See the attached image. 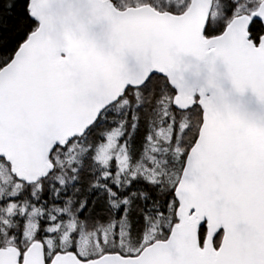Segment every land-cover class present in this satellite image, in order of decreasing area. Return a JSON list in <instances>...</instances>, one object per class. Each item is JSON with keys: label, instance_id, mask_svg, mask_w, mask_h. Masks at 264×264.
Listing matches in <instances>:
<instances>
[{"label": "snow or ice", "instance_id": "1", "mask_svg": "<svg viewBox=\"0 0 264 264\" xmlns=\"http://www.w3.org/2000/svg\"><path fill=\"white\" fill-rule=\"evenodd\" d=\"M0 264H264V0H0Z\"/></svg>", "mask_w": 264, "mask_h": 264}]
</instances>
